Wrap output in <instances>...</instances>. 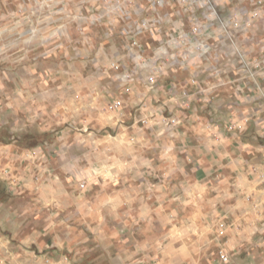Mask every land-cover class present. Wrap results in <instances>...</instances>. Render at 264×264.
Returning <instances> with one entry per match:
<instances>
[{
	"label": "rangeland",
	"instance_id": "rangeland-1",
	"mask_svg": "<svg viewBox=\"0 0 264 264\" xmlns=\"http://www.w3.org/2000/svg\"><path fill=\"white\" fill-rule=\"evenodd\" d=\"M153 1L143 0L151 9L137 18L148 10L164 16L165 8L174 6L170 12L177 21L185 20L183 30L169 36L171 52H200L205 44L202 18L228 19L235 12L231 0L223 6L212 0L219 13L215 17L212 8L195 3L173 0L168 5L165 0L166 6L155 9ZM77 2L0 0V145L23 147L24 158L36 150V159L41 157L48 168L16 169L0 151V264H264V200L258 195L259 188L260 195L264 191V165L256 174L259 191L248 198L253 206H234V197L224 194L234 186L220 188L219 172L199 181L195 171L172 168L160 157L151 164L143 150L152 148V136L146 134L155 122L140 125L145 137L128 131L123 138L117 123L78 124L70 102L59 108L65 98L57 86L77 82L75 33L91 30L69 19ZM246 31L240 26L241 34ZM157 68L148 74L156 80L162 71ZM27 80L36 86L48 83L40 99L44 111L40 101L15 105L12 84L24 86ZM83 80L90 78L84 75ZM62 111L68 117L60 122ZM168 111L160 109L161 123L168 128L162 132L172 133L181 121L174 126L170 119L175 116ZM168 180L175 182L173 201L155 200L154 185L166 191L162 184ZM126 192L132 199L125 200ZM220 218L227 222L224 234L216 226Z\"/></svg>",
	"mask_w": 264,
	"mask_h": 264
},
{
	"label": "crops",
	"instance_id": "crops-1",
	"mask_svg": "<svg viewBox=\"0 0 264 264\" xmlns=\"http://www.w3.org/2000/svg\"><path fill=\"white\" fill-rule=\"evenodd\" d=\"M170 1L168 5L173 2ZM216 1L221 5L227 2ZM231 2L232 11H235L232 15H238V26L230 24L224 28L222 16L210 22L204 16L200 35L206 44L205 51L179 49L171 52L169 47L174 45L168 42L169 36L172 30L182 31L181 25L185 24L184 19L178 17L177 21L170 12L174 6H167L164 16L148 10L143 18H137L143 10L151 9L143 0L136 5L134 0H78L72 4L69 19L91 30L75 33L77 45L73 48L80 55L75 71L76 84L62 82L57 87H60V96L65 98L59 108L70 102L74 122L117 123L119 136L123 138L128 131L139 137L151 135L152 148L143 151L149 155L152 165L160 157L172 168L195 171L199 181L212 172H219L220 188L228 184L234 186L224 193L234 197V206L250 208L253 206L248 199L250 194L262 192L260 188L257 190L256 174L264 165V140H261L264 137V2ZM143 20L149 22V27L139 31L137 25ZM240 26L247 30L246 33H240ZM227 36L231 37V43ZM166 41L167 45H162ZM138 56L141 62L137 65ZM113 64H119L120 69H115ZM159 66L162 71L158 72L156 83L151 87L148 74L156 72ZM67 70H63L65 74ZM124 72L138 74L132 82L119 79L120 84H116ZM84 75L90 78L89 82H84ZM47 86L48 83L36 86L29 80L24 86L14 82L15 105L25 102L29 106L40 101L38 107L42 109L41 94L45 95L42 89ZM117 101L121 102L119 107L114 106ZM164 108L181 120L172 133L162 132L168 129L161 123L160 109ZM41 111L38 113L42 114ZM57 115H60V122L68 117L63 111ZM151 122L157 125L151 134H146L140 125ZM23 150L12 143L0 145L1 153L14 168L24 169L30 165L31 170L41 167L42 172L48 171L42 158L36 159L38 151L33 150L32 155L24 158ZM165 182L162 187L164 185L166 191L159 190L158 183L154 185L157 188L155 200L172 202L170 194L174 192L175 182ZM260 192L258 195L263 201L264 191L262 195ZM123 195L125 200L133 197L127 192ZM135 197H138L137 190ZM217 221L220 222L216 226L222 223L227 229L224 218Z\"/></svg>",
	"mask_w": 264,
	"mask_h": 264
},
{
	"label": "built area",
	"instance_id": "built-area-1",
	"mask_svg": "<svg viewBox=\"0 0 264 264\" xmlns=\"http://www.w3.org/2000/svg\"><path fill=\"white\" fill-rule=\"evenodd\" d=\"M180 2L182 3H187V4H191V3H195L197 4L199 7H209V8H212L211 10V15H213L215 17V15L218 14L217 12V8H216V4H214L212 2V0H180ZM257 2L259 4H262L264 2V0H257ZM166 3L165 0H154L152 2V5L153 7L156 9L158 7H161V6H164ZM207 17V16H206ZM202 24V23H201ZM230 24L232 25H235V26H238L239 23H238V15L237 14H234V15H231L228 19H225L223 20V26L224 28H227V26H229ZM204 26V25H203ZM149 27V22L147 20H143L141 21L140 24L137 25V30L141 31L143 30L144 28H148ZM202 27L200 26V31H202ZM200 49H202L203 51H205L206 49V44L204 43H201V47ZM141 62V57L138 56V60H136V64L138 65L139 63ZM113 67L115 69H120V65L119 64H113ZM135 76H134V72H124L123 75L121 76V79L124 81V82H132L134 80ZM148 82L150 83L151 87L155 84L156 82V77L155 75H151L148 77ZM121 105V102L120 101H117L114 106H120ZM179 118L177 117H172L170 119V122L173 123L174 126H176V124H179L180 123V119L178 120ZM8 176L10 177L11 174L9 173ZM260 179H261V183L264 184V166L260 169ZM263 210H264V204H263ZM220 234H224V230H225V227H224V224H220ZM222 258L224 261H228L229 258L228 256L222 252L221 254Z\"/></svg>",
	"mask_w": 264,
	"mask_h": 264
}]
</instances>
